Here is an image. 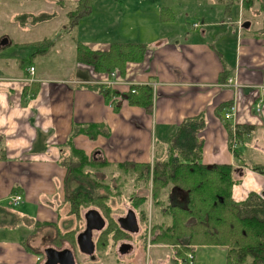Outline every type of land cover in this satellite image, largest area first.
<instances>
[{
	"label": "crops",
	"instance_id": "crops-1",
	"mask_svg": "<svg viewBox=\"0 0 264 264\" xmlns=\"http://www.w3.org/2000/svg\"><path fill=\"white\" fill-rule=\"evenodd\" d=\"M77 1L0 0V150L4 155L0 158V264H42L40 254L52 246L57 231H67L75 224L70 222L64 203L66 170L58 163L60 147L68 151L63 145L73 125L100 124L110 131L109 137L91 139L79 134L73 138L74 148L87 156L108 163H148L156 142L163 150L176 126L185 118L203 114L205 126L198 133L203 138L202 162L232 164L241 170L240 181L232 187L236 201L251 191L264 190V175L247 166L264 167L259 156L251 158L252 149L264 150L259 144L260 134H264V11L258 4L252 14L256 29L253 34L245 33L249 37L243 39V20L239 15L232 19L231 8L236 3L210 0L221 7L217 17L225 15L228 23L233 22L235 44L227 49L225 28L215 33L216 43L206 40L211 25L226 26L220 17L213 21V14L207 11V16L200 11L194 14L200 22L192 23L185 18L189 12L176 13L170 7L172 3L161 7L156 4L154 10L144 7L141 13L131 12L123 0H94L91 13L72 22L68 12ZM195 1L200 5L202 0H194L192 6ZM164 11L169 12L166 18L162 16ZM41 13L50 16L32 23L28 15ZM3 16L5 27L1 25ZM42 27L51 31V37L45 35L43 39L54 41L45 50L44 44H39L42 40L28 36ZM177 28L180 32H173ZM2 38L7 42L1 43ZM78 42L99 51L108 50L113 42L146 44L142 62L128 63L125 74L118 76L127 83H157L153 112L130 105L125 97H118L121 106L115 112L101 94L86 87L101 84L109 74L77 60ZM43 57L50 64L40 67L36 61ZM30 66L34 67L33 75L28 72ZM224 68L230 70L228 78L240 87L220 82ZM27 76L34 80L23 82L21 79ZM114 88L124 92L127 86ZM227 101L236 105L235 124L254 127L237 146L239 159L228 149L227 131L215 113V107ZM15 193L22 196L16 205L10 201ZM36 233L45 234L42 251L36 250L32 240ZM132 251L135 249L127 254ZM124 255H110L103 264H122ZM165 261L167 258L160 259L162 264Z\"/></svg>",
	"mask_w": 264,
	"mask_h": 264
},
{
	"label": "trees",
	"instance_id": "trees-1",
	"mask_svg": "<svg viewBox=\"0 0 264 264\" xmlns=\"http://www.w3.org/2000/svg\"><path fill=\"white\" fill-rule=\"evenodd\" d=\"M93 1L78 0L68 12L70 20L73 22L88 16ZM227 1L229 4L240 3L242 12L249 11L256 4L264 11V0ZM28 16L32 23H36L50 15L41 13ZM43 40L39 44H44V50L54 43L51 39ZM146 49L144 43L113 42L108 50L99 51L78 42L76 57L79 62L98 72L110 74L116 71L118 75H124L128 63L142 62ZM229 72V69L224 68L220 82H226ZM85 86L101 94L115 112L121 106L118 97H125L130 105L143 107L148 113L153 112L154 92L149 83L129 85L124 92L116 90V85ZM35 93L36 90L33 95ZM232 104V101H227L217 105L215 113L222 119L227 131L228 149L239 159L241 155L238 147L234 148L232 141L236 139L242 142L254 127L232 125L225 118L224 113ZM204 126L203 114L185 118L175 127L173 135L167 137V146L163 150L157 147L160 142H156L152 163H108L74 148L73 138L79 134L91 139L99 135L109 137V129L100 124L73 125L63 145L68 151L60 147L58 163L66 170L64 203L71 216L70 222L74 221L75 224L70 225L67 231H57L50 244L58 249H72L79 264L76 236L84 227V212L95 208L104 218L105 227L95 233V258L92 260H97V253L109 255L122 240L134 244L132 239L138 235L143 240V247L147 248L149 232L150 244L167 245L172 249V256H169L171 264H183L186 258L193 264L192 251L196 246L225 248V264H264V190L251 191L241 201L233 199L232 187L240 181L238 171L241 170L232 164L202 162L203 138L198 133ZM2 151L0 158H4ZM247 166L264 175L263 166ZM72 182H76L75 187L71 186ZM130 209L136 215L140 227L138 234L123 230L117 221L119 216ZM26 249L33 251L29 247ZM83 256L91 260L89 256ZM43 258L44 254H40L39 261Z\"/></svg>",
	"mask_w": 264,
	"mask_h": 264
},
{
	"label": "rangeland",
	"instance_id": "rangeland-1",
	"mask_svg": "<svg viewBox=\"0 0 264 264\" xmlns=\"http://www.w3.org/2000/svg\"><path fill=\"white\" fill-rule=\"evenodd\" d=\"M124 3H127L130 7V11L133 12H141L142 13V9L144 7H151V10H154L153 8L155 7L156 4L159 5V7L161 6H168L169 3L174 4V6H170L176 13H184L189 12V16L185 18L189 19L192 23L195 22H200L197 18L198 15H194V14H198L199 11L203 12L204 14L207 13L210 14V16L212 15V20L213 21H217V18L220 17L221 21L224 20L226 23V26H210V28H212L211 32H210V36L206 37V40H214L213 42L216 43L215 41V33H219L220 31H223V29H227V32H224V34H226L224 37L227 38L226 42H227V49H231L230 45L231 44H235V39L236 36L234 33H232V29H233V22H227L228 18L225 17V15H219L217 17L216 11L221 8L219 7L216 3L213 4L210 0H202L200 5H198V3L195 1V5L192 6V3L194 2V0H123ZM177 4V5H176ZM176 5V8H175ZM179 6V7H178ZM153 7V8H152ZM178 7V8H177ZM190 7H193L194 11H192L190 9ZM148 9V14H149V10ZM254 9L256 8H252L249 11L245 10L244 12L241 11L240 6L238 4H234V6L231 8L233 15H232V19L235 20L238 15L241 18V20L244 21H250L252 22L251 26H249V28H247L248 30H242V33L244 34V36L242 37L243 39L249 36H246L245 33L248 34H253V31H255L256 29V21L254 19V17L252 16ZM128 11V10H127ZM207 11V13H206ZM165 16L162 15L163 17L166 18V16L169 14L168 11H164ZM84 18V17H82ZM19 21H21V18H18ZM183 20V19H182ZM5 16H3L2 18V22L1 25L5 27L6 22H5ZM180 21V17L178 18V22ZM118 23V22H117ZM228 23V25H227ZM231 23V25H230ZM81 24H83V22H81ZM174 25L177 26L178 23H172ZM235 29V27H234ZM180 29H174L173 32H180ZM199 31V30H197ZM167 32V30H166ZM51 31L48 30L47 27H42V28H35L33 29L30 33H28V36H31L30 38L33 39L35 38L36 40L40 39L43 40L45 35L50 36ZM51 37V36H50ZM241 37H239V41L242 39ZM183 38L180 37L179 41H182ZM36 63L40 66H48L50 64V62L48 61L47 58L43 57V58H39ZM261 140L262 143H259L261 145L262 148H264V134L261 133ZM252 159H256V157H260L259 160H261V163H264V150H258V149H252ZM149 190H150V186H149ZM16 194V193H15ZM14 195V194H13ZM149 200H150V193H149ZM150 208V207H149ZM84 224V222H83ZM45 234H35L34 238L32 239L36 246V250L42 251L45 247V242L46 239ZM142 239L141 236L140 237H134L132 239V243H134V249L135 251H132V253L124 255L121 259L122 264L124 263H128L129 264H162L160 262V259L164 258H168L167 261H165L163 264H171L172 261L169 260V256H171V249L170 248H158L156 246H152L150 248H144L143 247V243H142ZM43 252V251H42ZM193 255L195 256V260L193 262V264H225V252L226 249L225 248H221V247H211V246H196L195 249L192 251ZM109 255H105V253H97V260H88V261H83L84 256L78 252L77 253V261L79 264H103V262L106 260V258L110 255L114 258L116 256V250L111 251L110 253H108ZM182 256V255H181ZM42 262V261H41ZM109 263V261L107 262ZM183 264H190V260L187 258L185 259V262H182ZM121 264V263H120Z\"/></svg>",
	"mask_w": 264,
	"mask_h": 264
},
{
	"label": "water",
	"instance_id": "water-1",
	"mask_svg": "<svg viewBox=\"0 0 264 264\" xmlns=\"http://www.w3.org/2000/svg\"><path fill=\"white\" fill-rule=\"evenodd\" d=\"M241 26L243 29L249 28L250 21H244ZM2 39L1 43L7 42L6 38ZM83 219L84 227L76 236L77 247L80 253L89 256L90 259H94L95 233L105 227V220L95 208L87 209L83 214ZM117 221L120 227L129 233L135 234L139 231L136 215L131 210H128L125 216L119 217ZM132 249L133 245L130 243H122L118 247V252L124 255L131 252ZM43 264H76V257L73 250L68 247L58 249L49 246L44 250Z\"/></svg>",
	"mask_w": 264,
	"mask_h": 264
},
{
	"label": "built area",
	"instance_id": "built-area-1",
	"mask_svg": "<svg viewBox=\"0 0 264 264\" xmlns=\"http://www.w3.org/2000/svg\"><path fill=\"white\" fill-rule=\"evenodd\" d=\"M33 71H34V67L33 66H30L28 68V72L33 75ZM23 82H31L33 81V77L32 76H27L25 77L24 79H21ZM101 84H104L105 86H114V85H119V84H122V85H126V86H129V85H137L138 83H127L125 82L123 79H121L119 76H118V73L116 71H112L110 72L109 74V78L105 81H103ZM140 84V83H139ZM143 84H146V83H143ZM150 85H152L153 87V91L156 89V87L158 86L157 83L155 82H152V83H149ZM223 85H227V86H232V87H240L241 85L238 84V82L236 80H233V78H228L226 80V82L223 84ZM132 92H134V90L132 89ZM236 115V105L235 104H232L224 113V116L226 119H228L229 121L232 122V125H234V117ZM233 147L236 148L239 144V142H237L236 139H234L233 141ZM22 199V196L20 194H14V195H11L10 197V201L12 204L16 205L18 204ZM148 231H149V228H148ZM152 247V245L150 244V236H149V232H148V236H147V248H150ZM188 257L190 258L191 255H188Z\"/></svg>",
	"mask_w": 264,
	"mask_h": 264
},
{
	"label": "flooded vegetation",
	"instance_id": "flooded-vegetation-1",
	"mask_svg": "<svg viewBox=\"0 0 264 264\" xmlns=\"http://www.w3.org/2000/svg\"><path fill=\"white\" fill-rule=\"evenodd\" d=\"M177 193H179L180 195H185V193H183L182 191H177ZM172 195H173V193H171V195H170V200L172 201ZM131 210V209H130ZM128 211V210H127ZM127 211H125V213L123 214V215H121V216H119V217H122V216H125L126 214H127ZM118 217V218H119ZM138 223V222H137ZM139 230H140V227H139ZM139 233V231L137 232V233H135V234H138ZM133 234V233H132ZM137 237H139V235L137 236ZM122 243H128V240H122V242H120V243H118V245H117V247L115 248V250H116V253L117 254H120L119 252H118V247L122 244ZM133 245V248H134V244H132ZM152 245V244H151ZM152 246H155V245H152ZM156 246H163V247H166V248H168L169 246H167V245H156ZM170 248V247H169ZM171 249V248H170ZM172 250V249H171ZM44 254V253H43ZM82 254V253H81ZM94 254H95V252H94ZM82 255H84V254H82ZM121 255V254H120ZM86 256V255H85ZM95 258V257H94ZM92 260V259H91ZM76 264H77V262H76Z\"/></svg>",
	"mask_w": 264,
	"mask_h": 264
}]
</instances>
